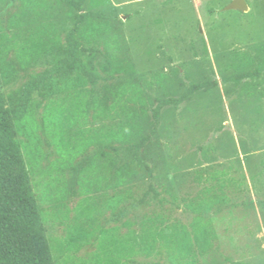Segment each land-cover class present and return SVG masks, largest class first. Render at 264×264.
<instances>
[{
  "label": "rangeland",
  "instance_id": "374dc122",
  "mask_svg": "<svg viewBox=\"0 0 264 264\" xmlns=\"http://www.w3.org/2000/svg\"><path fill=\"white\" fill-rule=\"evenodd\" d=\"M233 0H84V12L106 21L103 40L130 66L146 99V113L121 117L143 163H132L133 147L117 156L105 144L63 149L43 120L44 105L34 94L28 136L18 139L31 161V181L45 215L48 234L61 237L81 202L94 203L98 224L125 232L145 215L160 213L183 224L192 215L170 202L194 194L192 173L224 171L232 183L229 202L215 213L217 239L199 264H264V0H245L247 11L225 10ZM76 15L58 0H0V33L21 44L42 33L63 38ZM10 44V43H9ZM86 57L87 46H82ZM13 50L14 74L1 83L9 103L31 75L50 67L51 57L23 64ZM208 84L179 104L192 84ZM90 115V112H89ZM117 120L93 121L92 131ZM74 129V128H73ZM152 189L156 194L151 191ZM123 199L117 204L116 196ZM93 244L78 255L85 256ZM139 264H168L165 258Z\"/></svg>",
  "mask_w": 264,
  "mask_h": 264
},
{
  "label": "trees",
  "instance_id": "16d2710c",
  "mask_svg": "<svg viewBox=\"0 0 264 264\" xmlns=\"http://www.w3.org/2000/svg\"><path fill=\"white\" fill-rule=\"evenodd\" d=\"M58 1L76 12L63 42L47 35L44 38L42 33L15 45L0 33V264H139V258H165L168 264H199L217 239L214 214L230 200L228 189L232 183L224 171H195L191 175L198 187L194 194L179 199L169 194L171 204L192 215L187 224L155 213L143 216L137 228L128 225L121 232L115 226H100L95 204L84 201L74 209L72 222L63 236L48 234L31 181V161L18 139L29 135L33 95L38 94L46 102L43 120L63 149H68L71 141L76 142L77 148L105 144L119 156L123 147H133L132 163L137 167L143 166L139 147L133 145L129 124L122 122L121 117L134 110L145 114L147 103L131 66L113 53L109 41L102 39L107 29L102 15L84 12V0ZM83 44L89 53L86 57L82 56ZM13 50L23 64L45 57H51L53 63L31 75L16 93L14 103H9L1 83L14 74L7 62ZM263 70L261 59L252 74L258 76ZM207 86L192 84L178 99L161 101L152 110L153 120L162 106L177 105ZM89 116L92 122L117 121L115 126L92 131L87 126ZM261 165L264 172V159ZM122 199L117 195L115 202ZM90 244L94 249L79 256Z\"/></svg>",
  "mask_w": 264,
  "mask_h": 264
},
{
  "label": "water",
  "instance_id": "95a60500",
  "mask_svg": "<svg viewBox=\"0 0 264 264\" xmlns=\"http://www.w3.org/2000/svg\"><path fill=\"white\" fill-rule=\"evenodd\" d=\"M224 9L245 12L247 11L248 7L245 0H233Z\"/></svg>",
  "mask_w": 264,
  "mask_h": 264
}]
</instances>
